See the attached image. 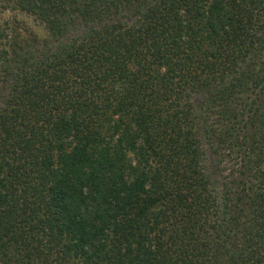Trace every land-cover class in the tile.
I'll use <instances>...</instances> for the list:
<instances>
[{
    "label": "trees",
    "instance_id": "1",
    "mask_svg": "<svg viewBox=\"0 0 264 264\" xmlns=\"http://www.w3.org/2000/svg\"><path fill=\"white\" fill-rule=\"evenodd\" d=\"M0 1V264H264V0Z\"/></svg>",
    "mask_w": 264,
    "mask_h": 264
},
{
    "label": "rangeland",
    "instance_id": "2",
    "mask_svg": "<svg viewBox=\"0 0 264 264\" xmlns=\"http://www.w3.org/2000/svg\"><path fill=\"white\" fill-rule=\"evenodd\" d=\"M0 25L1 26H14L18 28L19 33L23 36L35 35L38 38L44 39L48 38L49 35L45 30L42 23L37 21L32 16L26 15L13 7L6 6L3 2L0 1ZM29 34V35H28ZM220 160L214 155L208 154V164L210 169L213 171V180L218 182L223 176L228 172V166L226 164L218 163ZM218 169L216 168L218 165ZM221 170V171H220Z\"/></svg>",
    "mask_w": 264,
    "mask_h": 264
}]
</instances>
